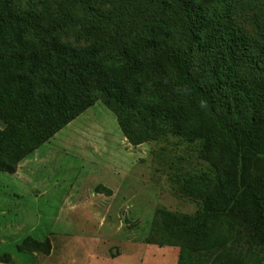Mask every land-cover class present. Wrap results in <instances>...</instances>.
Returning <instances> with one entry per match:
<instances>
[{
    "label": "trees",
    "instance_id": "obj_1",
    "mask_svg": "<svg viewBox=\"0 0 264 264\" xmlns=\"http://www.w3.org/2000/svg\"><path fill=\"white\" fill-rule=\"evenodd\" d=\"M233 9L234 0H0V171L15 172L102 99L132 144L172 132L222 161L218 177L177 181L201 206L159 208L148 241L181 244L178 264H264V114L243 98L235 63L215 64L223 45L247 47Z\"/></svg>",
    "mask_w": 264,
    "mask_h": 264
},
{
    "label": "rangeland",
    "instance_id": "obj_2",
    "mask_svg": "<svg viewBox=\"0 0 264 264\" xmlns=\"http://www.w3.org/2000/svg\"><path fill=\"white\" fill-rule=\"evenodd\" d=\"M233 10L247 47L223 45L215 64L226 71L235 63L243 98L263 115L264 0H234ZM201 149V140L172 132L134 145L98 99L29 155L28 181L14 174L24 159L15 172L0 171V254L9 256L0 264H178L181 244L148 237L159 208L192 213L201 206L177 183L219 176L221 159L213 164Z\"/></svg>",
    "mask_w": 264,
    "mask_h": 264
},
{
    "label": "crops",
    "instance_id": "obj_3",
    "mask_svg": "<svg viewBox=\"0 0 264 264\" xmlns=\"http://www.w3.org/2000/svg\"><path fill=\"white\" fill-rule=\"evenodd\" d=\"M34 160H36V159H34ZM33 162V159L32 158H30L29 156L28 157H26L23 161H22V163H20V165H19V167L20 168H18L19 169V171L18 172H16V173H14L15 174V176H17V178L19 177V178H21V181H24V182H26V181H28V173L31 171L30 170V164ZM31 173V172H30ZM28 174V175H27Z\"/></svg>",
    "mask_w": 264,
    "mask_h": 264
}]
</instances>
